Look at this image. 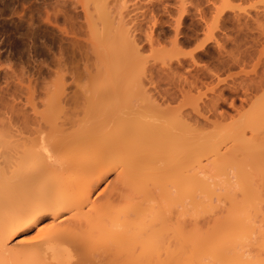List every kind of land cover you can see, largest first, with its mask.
Returning a JSON list of instances; mask_svg holds the SVG:
<instances>
[{
    "label": "bare ground",
    "instance_id": "obj_1",
    "mask_svg": "<svg viewBox=\"0 0 264 264\" xmlns=\"http://www.w3.org/2000/svg\"><path fill=\"white\" fill-rule=\"evenodd\" d=\"M216 1L215 5L218 3L221 8L228 6L227 8L234 9L232 0ZM189 3L192 6L196 3V7L200 5L195 0H177L180 17L188 11ZM219 8L217 12L224 11ZM107 11H101L106 15V22L110 14ZM122 17L116 36L119 48H123L121 56L126 60L128 69L118 72L115 84L90 89L87 81L84 82L86 84L79 81L72 94L61 83L55 89H47L45 96L42 94L38 102L37 99L26 96L24 105L16 104L15 100L9 101L4 95L5 99L1 98V115L4 118L0 121V264H6L7 261H10L7 264H101L102 259L112 257H116L122 264H264V254L253 257L249 255L250 250L246 249L247 244H243L250 238L254 228V223H249L251 215L246 213L251 211L248 209L254 205V200L262 201L264 196L260 187H256L259 184L253 181L254 172L261 169L258 167L264 166V115L261 112L264 107H260L259 116L257 113V116L248 115L249 127L246 128H249L250 137H246L245 130H225L226 134L222 137L226 140L221 139L217 143L206 138L205 141L201 140V130L204 127L206 129L211 121L204 124L201 119L200 123L204 125L200 126L199 123L197 125L199 119L192 116L197 120L194 127V123L191 125L188 122L191 118L185 119L187 110L184 113L172 110L173 107L163 110L156 106L157 99L152 100V96H148L152 101L148 103L151 105L156 102V105L148 107L146 111L141 108L139 110V106L134 105L127 108H123L126 105H118L120 108L106 109L105 102L117 99V96L120 98L119 95L125 92L124 87L128 82L131 86L128 83L125 88L130 90L131 87H137L133 86V74L141 73L143 68L145 70L144 57L137 48L138 42L129 38L126 28L128 23ZM173 23L171 25L174 27ZM223 47L225 48L221 46V49L224 51ZM154 49L157 51L159 47ZM199 51L194 56L201 55L199 53L202 50ZM249 52L251 53L250 50ZM239 53L228 54L225 49L229 61L221 62L219 57L221 65L218 68H222V71L225 68L224 72L226 66L228 69L234 68L233 65H238L241 56H245L244 53L247 55L246 51H242L243 54L237 58ZM251 55L253 54L249 58ZM101 59L103 61L106 58ZM140 61L143 62L141 68ZM228 62H233V67ZM245 62L242 63L241 60L238 66H245ZM117 65L119 69L124 67L121 61ZM110 67L105 72L95 67L97 73L94 72V81L110 72L112 74ZM205 70L209 73L204 71L205 76L211 74L212 77H219L220 72L222 73L220 70L218 74L217 68L215 71L209 68ZM261 72L264 78V71ZM190 76H193V80L188 83L187 94L186 90H180L185 94L186 100L190 99L194 87L202 84L205 78L194 74ZM251 80L250 78V82ZM247 81H240L239 85L245 87L247 84L249 88L241 87V92L247 89L249 97L252 93L249 95L248 91H252L248 90L250 82ZM258 83L257 87H260L253 86L252 90L257 88L254 89L257 92L264 88L261 82ZM212 88L217 91H214L215 95L213 94L210 102H204L207 106L203 110H208V113L213 110L217 116L218 103L224 99V92L228 88L218 89L217 85ZM230 88L233 90V84L229 86V90ZM167 91L170 90H166L164 94H168ZM161 94L163 97V93ZM171 94L177 96L175 92ZM171 94L164 97L168 102L175 100ZM255 94L252 96L256 97ZM248 97L244 98L245 101H248ZM225 100L228 99L225 97ZM232 102L230 104L234 105V101ZM192 105L194 109V104ZM40 106L42 110H39ZM209 106L210 109H207ZM190 113L187 117L192 115ZM223 116L220 118L224 119ZM244 118L245 115L237 111V118L230 121L232 124L227 127ZM213 124L215 128L223 125L216 121ZM217 124L220 125L216 127ZM230 133L236 136H228ZM238 137L242 138L235 140ZM206 153H213L220 161L214 165L216 177L228 176L231 170L233 172L230 174L235 172L237 185L234 189H219L196 169L188 167L190 164H200ZM248 154L252 157L248 158ZM247 160L251 162L248 163ZM196 167L197 165L194 168ZM102 184H105L103 188ZM221 201L228 204L226 213L222 211L224 215H221V211L218 213ZM260 231L263 235L264 229ZM32 232H35L34 236L31 235ZM246 234H250L247 239ZM19 235L23 236L17 246L19 249L9 248L8 242Z\"/></svg>",
    "mask_w": 264,
    "mask_h": 264
},
{
    "label": "rangeland",
    "instance_id": "obj_2",
    "mask_svg": "<svg viewBox=\"0 0 264 264\" xmlns=\"http://www.w3.org/2000/svg\"><path fill=\"white\" fill-rule=\"evenodd\" d=\"M195 1L197 2V4L200 3L199 7L195 6L196 3L193 6L190 5V3L187 4V6L189 5L188 11H186L185 14H183L182 12L181 14L183 15L180 17V12L176 4L177 0H0V94L2 91L6 94L5 95L2 92V95H0V121L2 118H4L1 115V104L3 103V101L1 102V100H4L5 98L9 101L15 100V103L17 102L16 104L24 105V102L26 101V98L28 96L33 97L35 100L37 99L36 102H38L40 100V97L42 98V94L44 95V92H46L47 89H50V87L51 89H55L56 85H61V83H64V85L67 87V91L72 94L74 91H76V87L79 81L82 83L87 81L88 87L90 89L104 88V86H108V84H115V82L118 81V74L120 72L127 71L128 69L126 60H124L121 56L123 48H119L120 45L118 44L119 41L118 37L116 36V29L118 28L119 20L120 18H123L122 16H124L125 23H128V26H126L130 35L128 36L130 39H134L138 42L137 48L139 49L140 54H142V57H144V66L145 70H147L145 71L143 68L144 71L141 70V73H137V75L133 74V86L135 87L137 85V87H135L136 89L133 87H131L130 90L129 88H125L129 83L128 82L124 87L126 93L124 91V94L121 92L119 95L120 98H118L117 96V99L109 98L110 100H107L108 102H105L107 107L104 104L106 109H109L108 107H112L111 109L113 110L115 108H118V105H126V107L123 108L134 105L139 106V108L136 107L139 110L141 108L142 110L146 111L148 107L150 108V106L158 104L156 106H160V108H162L163 110L168 109V107H173L172 110L179 112L182 111L183 113L187 110L186 112L188 115L190 112H192L190 113L192 115L190 117H187L188 115H186L185 119L188 120L189 118H191V120L193 121L191 122V120H188V122L191 125H193L194 123V127H196L195 122L198 119L199 121H197V125L200 124V126L202 125V123L206 124L205 122L208 123L210 121L213 123L214 121H216L220 124H223L222 127L220 124H217L215 125L216 127L218 125L220 126L219 128H215L213 126V123H208V125L210 124L211 127L206 125V129L204 127L203 130H201V140L205 141L206 138V140L209 139L208 141H210L211 139V141H216V143L221 139L226 140L224 137H222L223 134L224 136L226 134L224 133L225 130H231V132H240L241 130H245L247 132L246 137H250L249 128H246V126L249 125V117L257 116L258 112L260 113V107H264V88H262L261 90L258 89L259 91L257 92L255 91L260 87L259 85L257 87V84H259L258 81L261 82V84H263L264 86V83H262L264 81V78H262L263 73L261 72L264 71V0H232L231 4L232 2L234 3L233 6H231L234 7V9L230 8L231 10L227 8L228 6H224V8H221V6L217 3L218 0L216 1L217 5H215V0ZM99 4L100 6H97ZM102 4H104L105 7ZM217 6H220V8H218L221 10L223 9L224 11L218 10L219 12H217ZM98 7H100V9ZM102 9H105L106 11L108 10L110 13L107 22L105 21L106 17H104L106 15L101 12ZM221 12L223 15L221 14ZM236 18L240 21H237ZM177 20L180 21V26ZM129 22L131 23L130 25ZM173 22H175V24ZM171 23L174 24V27L173 25H171ZM133 26H135V28ZM108 27H110V29ZM177 28H179L178 32ZM132 32L134 33L132 34ZM114 36H116L117 38H113ZM139 38L141 40H139ZM175 39L177 42L175 41ZM104 40L105 42H103ZM100 41L102 42L100 43ZM112 41L114 43H112ZM151 44L153 45L150 46ZM157 46L159 47V50H162L156 51L154 47L158 49ZM173 46L178 48V51ZM221 46H225V48L223 47L224 51L223 49H221ZM151 47L153 51L150 50ZM239 47L241 50L239 49ZM200 49L202 50V52H200ZM225 49L228 54L230 52L238 54L240 51L241 53L242 51H246L247 55L244 53L245 56L242 55L243 59L241 53L237 55V58L241 56L239 63H241V60L242 63L246 61V64H244L245 66H238L239 63L238 65H233V62V64L228 62L231 64V66L233 65L234 68L228 69L226 66V70L229 71L225 70V72V68L223 69V71L221 70L222 68H218V65H221V62L223 60H225V62L229 61V57L227 56V54H225ZM195 50H200L199 54H201L202 57L199 54V56H194L196 52ZM249 50L251 51V53L249 52ZM157 52L158 54H156ZM249 53L253 54L250 56L251 58H249ZM223 56L228 58L225 59V57ZM101 57H105L106 59H103L102 61ZM221 57L224 59H221ZM218 59L221 60V62H219ZM119 61L123 62L124 64V67L122 69L117 68V63ZM142 61H140V68L143 65ZM106 63L107 66L105 67L104 65H106ZM95 67L99 68L98 70H100V68L103 69L104 72L106 71V68L110 67V70H112V74L111 72L109 74H105L106 76H102V79L100 78L99 80H95V82L94 76L97 73V68ZM205 68H209L210 70L213 69V71H215V69L217 68V70L219 69V71L216 70L218 74L221 70L222 73L220 72L219 74L220 82L218 81V75L216 77H212L211 74V76H208L207 74L209 73L205 70ZM254 68H256V70ZM189 69H192L191 72ZM110 70L108 69V71ZM138 70H136V72H139ZM142 71L144 72V74ZM204 71L205 73L207 72L206 76L203 75L205 74L203 73ZM192 73L194 74V76H199L202 79L205 77L204 80H202L203 85L199 83L197 87H194L190 95L191 100L188 98L192 102V104H194V109L191 102L185 99V94L183 93L185 92V90L186 94L188 92V83L189 81L191 82L193 80V76H190V74L193 75ZM112 77H116L115 81H113ZM250 78L252 79V82H250ZM74 80L76 81L74 82ZM140 80L144 82H141ZM185 80H187L188 82ZM224 80L225 82H223ZM247 80H249L250 82L248 84L250 86V89L248 90L252 91H248L249 95L250 93H252V95L254 96L256 92L257 95H255L258 99L251 95L249 96V101V97L246 91L247 89H244L246 91V94L244 93L245 91H242L243 93L241 92L242 88L248 86L246 84V86L244 85L245 87H242V85L239 84L242 81ZM217 82L219 83L217 84ZM179 84L181 89L179 88ZM182 84L185 86V88H182ZM232 84L233 90L232 88H230L231 90H229V86H232ZM214 85H217L218 89L223 87L228 88L224 92V99L220 100V103H218L219 107L216 112L217 116L215 115V111L213 110H209V113L207 112L208 110L204 112L207 106L205 103L210 102L212 96L215 95L214 91H217L215 89L217 87H215L214 89L212 88ZM130 86L131 85L129 83V87ZM253 86H256L257 88H253L252 90L251 87ZM133 89H135V91H133ZM182 89H184L183 92H181ZM24 90H26L27 92ZM166 90H170L167 91L168 94H164ZM231 91L235 92L233 93ZM169 92L177 93V96H175L174 94L173 96L170 93L173 96L172 98H175V100L177 101L174 100V102H168L167 99L164 98L166 95V97H169ZM161 93H163V97ZM10 94H13V97H15L13 98L11 96V98ZM3 95L6 97L3 98ZM148 96H152V100L157 99L155 100L157 103L155 102L156 104L152 103L150 105V102L148 103V101H151V98L149 100ZM244 96L248 97V99L246 98V100L248 101H245ZM225 97L226 99H228L227 101L225 100ZM19 98L21 101L19 100ZM161 98L165 100H162ZM195 98L198 100L195 101ZM115 100H118L119 102ZM232 101H234V105H232ZM230 102L232 104H230ZM196 106L198 107V109H196ZM210 107L211 106L207 107V109H210ZM203 108L205 109L203 110ZM262 109L261 112L264 115V108ZM39 110H42L41 106L39 107ZM197 110L203 111L200 114ZM237 111H240L243 115H245L244 120L240 121L242 119L241 118L233 126L227 127V125L232 124L231 122L237 118ZM219 114L220 116L218 117ZM202 115L203 117H201ZM222 115H224V119L220 118ZM192 116L197 120L195 121ZM215 116L219 120H217ZM201 119L204 122L202 121V123H200ZM232 134L230 133L228 136ZM233 135L236 136L235 134ZM240 138L238 137V139H234L239 140ZM222 152H224V150ZM248 155V158L252 157L251 155ZM247 157H245V160ZM251 161L247 160L248 163ZM219 163L220 161L216 159V156L213 153H206V156L201 161V163L195 164L197 165L196 168H194V164H190L188 165V167L193 168L194 170L196 169L197 172L201 173V175L205 177L209 183L216 185V187L219 189H234L237 185L234 174L235 172L232 173L234 174L232 175L230 173L233 171L229 170L230 172L228 171V176L216 177L217 170L214 168V165H217ZM262 167H258L261 169L256 170L258 172L257 175V172H254L255 174L253 175V181L259 184L256 187H260V191L263 192L264 195V166ZM248 169L250 170L249 167ZM253 171L251 172L253 173ZM104 186L105 184H102L101 188H103ZM262 198V201L259 200V202L256 201L257 199L254 200V202L252 203L254 205L251 207L249 206L251 209L247 208L251 211L249 213L247 211L246 213V215H251V220H249V223H254V228L252 226L253 229L252 234L250 233L251 235H245V238L248 235H250V238H246L247 241L245 240V242L242 243L244 244V246L247 244L246 249L250 250L249 255L253 257L255 255L263 256L264 254V234L262 235L260 233V230L264 229V196ZM225 208H228V204H226L225 202L222 203V201L221 203L219 202L218 213L220 214L221 211L222 215V213L227 210H225ZM225 213H223V215ZM32 233L33 234L31 235L34 236L35 232ZM22 237V235H19L18 237L9 241V248L14 250L19 249L17 246H19L18 244ZM115 259L117 258L112 257L107 258L106 260L102 259L100 263H121L120 260L117 259V261ZM116 261L119 263H116ZM8 263H10V261Z\"/></svg>",
    "mask_w": 264,
    "mask_h": 264
}]
</instances>
